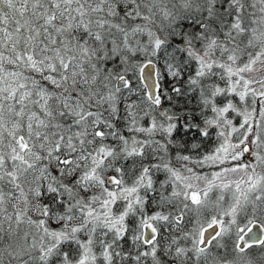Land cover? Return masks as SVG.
<instances>
[{
	"label": "snow or ice",
	"instance_id": "1",
	"mask_svg": "<svg viewBox=\"0 0 264 264\" xmlns=\"http://www.w3.org/2000/svg\"><path fill=\"white\" fill-rule=\"evenodd\" d=\"M0 264H264V0H0Z\"/></svg>",
	"mask_w": 264,
	"mask_h": 264
}]
</instances>
